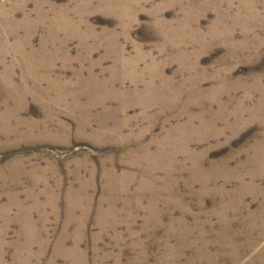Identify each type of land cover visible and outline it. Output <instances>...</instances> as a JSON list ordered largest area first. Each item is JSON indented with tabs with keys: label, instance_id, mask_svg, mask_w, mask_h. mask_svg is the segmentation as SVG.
I'll return each instance as SVG.
<instances>
[{
	"label": "rangeland",
	"instance_id": "374dc122",
	"mask_svg": "<svg viewBox=\"0 0 264 264\" xmlns=\"http://www.w3.org/2000/svg\"><path fill=\"white\" fill-rule=\"evenodd\" d=\"M0 264H264V0H0Z\"/></svg>",
	"mask_w": 264,
	"mask_h": 264
}]
</instances>
